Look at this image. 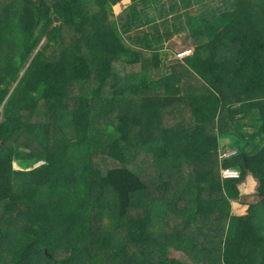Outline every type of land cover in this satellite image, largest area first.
Instances as JSON below:
<instances>
[{"label":"trees","instance_id":"trees-1","mask_svg":"<svg viewBox=\"0 0 264 264\" xmlns=\"http://www.w3.org/2000/svg\"><path fill=\"white\" fill-rule=\"evenodd\" d=\"M123 1L0 0V264H264V0ZM168 10L232 12L170 70Z\"/></svg>","mask_w":264,"mask_h":264},{"label":"rangeland","instance_id":"rangeland-1","mask_svg":"<svg viewBox=\"0 0 264 264\" xmlns=\"http://www.w3.org/2000/svg\"><path fill=\"white\" fill-rule=\"evenodd\" d=\"M182 1L183 0H177V3L179 4V9H178L179 15H182V20H183V18H185L184 15L187 14L189 11L194 10L197 7V5L192 4V5H189L187 7H183L180 4V2H182ZM197 1H199V0H197ZM38 2H39V0H25L26 5L29 6V7H36V8H38ZM131 2H132V0H124L122 3L118 4L115 7L114 15H113L112 18L113 19H118L120 17V15L124 12V10L128 7V4H130ZM168 5H169V3H168ZM197 10H198V8H197ZM169 11L170 10L166 11L165 14H164V16L162 18L158 17L156 19V23H159V22H161V21H163L165 19H168V22H169L171 38H170V40L168 42H166V44L167 43L169 44V50H167L165 52L164 51H161L160 52V58L163 57V59H161V66H163L164 69H166V67H168L171 70L174 67V64L176 62H182L188 56H190V54L192 53V49H191L192 44L193 45H196V44H200V43L209 41L210 40V37H209V35L207 33L209 31V29H206V26L203 27L202 31L197 35V37H193L191 31H187V30H184V29H182L181 31H178L177 30V32H174V28L175 27L173 25H176L177 24V21L175 20V17L173 15H170L169 14ZM218 14L213 15L211 17V19L213 17L217 16ZM218 17H220V15ZM214 19H216L214 25H217V27H220L221 24H218L219 18L216 17ZM147 29H149V28H147ZM211 29H213L212 26H211ZM209 33H211V35H212V32H209ZM161 34L163 35V37L166 35L164 29H161ZM179 36L181 37V39H180ZM46 42L47 41L45 39L42 42L43 45ZM185 51H188L187 52L188 54H186L184 56H181L182 55L181 53H183ZM149 56H150V54H149ZM185 56H187V57L185 58ZM137 59H138V56L135 55V57H133L129 61L133 63ZM1 112H2V109H0V118H1ZM243 131L245 133H247L248 131H253V128H252L251 125L245 126V128H243ZM219 140H220V147H221V151H222V152H220V154H221V158H223L228 153L227 152L228 150H230V149L231 150H234V149L237 148V146H240L242 139H240L239 137H232L231 135H222L219 138ZM247 140L244 139L243 140L244 141L243 143H245V141H247ZM254 143L255 142H251L250 144H254ZM14 168L15 169H18L19 167H18V165L15 164L14 165ZM249 178L250 179L252 178V182H251L252 183L251 184L252 189L249 188V190H248L247 185L249 183ZM256 187H258V181L256 179H254L249 174V176L246 177V179L239 185L240 198L239 199H233L231 201L232 207L234 209V212L233 213L236 212V213L241 214L244 211H247V208L246 207L249 204L254 203V202H256L258 200V197H257V188ZM158 211H159V209L156 211V214L157 215H158ZM160 213H163V212L160 211ZM197 240H198L199 245L206 246V247H209L210 246V244H208V242H205V241H203L200 238H197ZM207 263L208 264H222L220 262V260H215V262H211L210 257H209V259L207 257V262H205V264H207Z\"/></svg>","mask_w":264,"mask_h":264},{"label":"crops","instance_id":"crops-1","mask_svg":"<svg viewBox=\"0 0 264 264\" xmlns=\"http://www.w3.org/2000/svg\"><path fill=\"white\" fill-rule=\"evenodd\" d=\"M183 1H186V2H188L187 4H189V5H192V4H195V5H197V7L194 9V10H196L198 7H199V3H198V1L197 0H183ZM180 4H181V2H180ZM183 7H185L183 4H181ZM188 5V6H189ZM173 10H174V8H172ZM231 12L232 11H230V12H223V13H219L217 16H215V17H213L210 21H209V23L206 25V29H209V31L207 32L208 33V35H209V37H210V39L222 28V26L223 25H225V23H226V21L229 19V17H230V14H231ZM169 14L170 15H174V14H176V11L175 12H169ZM220 15V17H218ZM219 18V21H218V24H221L220 25V27H217V25H214L215 24V20L216 19H214V18ZM214 19V20H213ZM211 26H212V28L213 29H211ZM215 28V29H214ZM214 31V32H213ZM209 32H212V35H211V33H209ZM180 37V36H179ZM180 39H181V37H180ZM204 43V42H203ZM200 44H202V43H200ZM199 44H196V45H193L192 44V46H191V49H193L195 46H198ZM167 50H169V44L167 43H165V46H164V48H163V50L162 51H167ZM187 57V56H186ZM161 59H163V57H161ZM183 59V58H182ZM248 177V176H247ZM252 182V178L250 179L249 178V183H248V185H247V187H248V190H249V188L250 189H252V186H251V183ZM257 188V187H256ZM249 206V205H248ZM248 206L246 207V208H248ZM233 208V207H232ZM246 210V209H245ZM233 212H234V209H233ZM246 213V211H244L243 213H241V214H239V213H234V214H236V215H243V214H245ZM259 264H262V263H259Z\"/></svg>","mask_w":264,"mask_h":264},{"label":"built area","instance_id":"built-area-1","mask_svg":"<svg viewBox=\"0 0 264 264\" xmlns=\"http://www.w3.org/2000/svg\"><path fill=\"white\" fill-rule=\"evenodd\" d=\"M187 52L188 51H185V52L181 53L182 54L181 56H184V55L188 54ZM230 150L227 151L228 153L224 157H227L229 155H232V154L236 153L235 149L231 150V151ZM239 176H240L239 172L237 170H235V169H222V171H221V177L223 179H235V178H238Z\"/></svg>","mask_w":264,"mask_h":264}]
</instances>
